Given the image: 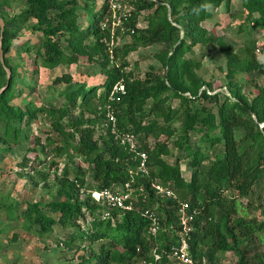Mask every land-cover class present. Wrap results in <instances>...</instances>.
<instances>
[{"label": "trees", "instance_id": "obj_1", "mask_svg": "<svg viewBox=\"0 0 264 264\" xmlns=\"http://www.w3.org/2000/svg\"><path fill=\"white\" fill-rule=\"evenodd\" d=\"M127 1L135 8L121 16L129 40L114 48H110V42L121 30L113 31L115 21L110 0H105L100 9L96 0H26L21 11L11 17L5 14L0 3V17L5 21L2 38L5 57L13 39L33 19L28 27L39 34L36 37L40 42L36 46L40 66L54 69L86 57L100 64L106 77L101 84L103 91L98 93V86L75 80L70 73H65L55 80L65 85L61 106L52 105L47 110L45 106L29 102L24 108L11 104L22 93V90L19 94L13 90L18 72L6 58L11 70L9 80L0 58V88L9 81L7 89L0 94V150H11L13 145L28 142L24 123H32L47 111L51 130L57 131L61 140L54 151L59 157L68 156L57 182L60 199L48 203L26 201L22 209V202L10 194H1L0 217L17 221L23 229L40 237L50 236L57 225L70 229V235L63 242L67 249L84 251L77 264H133L134 259L145 257L155 242L166 246L169 232L179 228L178 203L157 194L152 185L156 182L173 189L182 200H189L197 208L189 240L195 256H206L213 262L217 253L234 251L238 255L237 264H264V249L251 259L248 257L251 247L257 243L256 238L264 246V221L247 220L244 216L233 218L240 202L234 197L227 203L223 196L226 190H235L239 196L249 198L263 178L264 87L251 102L240 92L232 93L228 88L229 94H225L217 113L207 106L199 109L193 105V98L219 104L220 92H215L212 82H203L197 77L192 58H184L193 45L202 41L220 50L230 75L236 74L237 67L240 71L264 72L262 64L251 55L255 47L247 48L246 54L239 53L234 44L202 26L204 20L213 17L208 5L219 6L225 2L227 6L229 0ZM242 6L244 20L264 30V0H244ZM143 10L150 11L146 27L138 25ZM82 13L86 22L81 20ZM1 34L0 25V38ZM33 43L29 38L22 47L29 50ZM151 44L163 46V56H159L163 74L131 80L132 73L125 71L129 62L113 63L119 54L127 56L140 46ZM4 77L7 78L4 80ZM121 81L125 93L114 91ZM205 85L208 89L201 91ZM168 90L171 95L166 94ZM210 91L215 93L212 95ZM173 97L180 99L182 108L170 104ZM149 100L152 102L147 109ZM108 105L115 112L118 129L133 132L140 141L145 134L146 141H141L140 148L147 152L149 174L138 171L140 157L112 132ZM176 118L181 120L178 129L173 126ZM99 122L104 123L106 134L96 137ZM197 127L203 133L194 149L189 144V133ZM173 136L176 148L191 157L187 163L192 168L190 179L183 176L179 157L174 163L165 158L171 153L167 139ZM72 138L75 139L74 152L82 157L86 168L77 161L72 162L68 150ZM36 139L35 143H40V139ZM47 139L49 144L57 142L51 136ZM217 144H221L222 149H215L213 157L211 150ZM41 149L45 151L46 145ZM29 151L36 153L35 147H29ZM26 157L21 162L24 167L30 160V156ZM67 163L73 165V178L69 176ZM88 170L96 182L90 189L86 188ZM126 183L136 189L133 193L135 209H113L112 217L104 218L103 205L94 199L92 192L124 188ZM82 188L83 194L87 193L84 198H81ZM144 208L155 209L161 218L163 229L157 237L148 234L149 220L141 212ZM90 218L89 227L84 228ZM97 243H100L98 249L94 246Z\"/></svg>", "mask_w": 264, "mask_h": 264}, {"label": "rangeland", "instance_id": "obj_2", "mask_svg": "<svg viewBox=\"0 0 264 264\" xmlns=\"http://www.w3.org/2000/svg\"><path fill=\"white\" fill-rule=\"evenodd\" d=\"M104 1L96 0L97 9L101 8ZM243 1L229 0L227 6H225V2L219 6L208 5V8L213 11V17L204 20L202 26L210 33L221 36L229 43L234 44L236 51L239 53L246 54L247 48L255 47L251 55H254L264 68V30L244 20L241 11ZM0 3L3 4L2 8L5 14L11 17L21 11L26 4V0H0ZM110 4L111 10L114 12L113 18L115 22L113 26L115 28H113V31L121 30V33L115 35V37L113 36V40L110 42V48H114L129 40V36L124 33V22L121 16L128 14L130 10H135V8L127 0H110ZM149 13L150 11L148 10L141 12L138 18L140 27L147 26L146 16ZM81 20L86 22L84 14ZM32 23L33 19L19 32V36L13 39L11 49L6 54V57L4 54V58H8L10 65L15 67L18 72L16 86L13 90L18 94L22 90V93L11 101V104L26 108L29 102H33L37 106H45L47 110L52 105L61 106L64 102L65 85L55 80L65 73H70L75 80L86 82L91 86H98V93L103 91L101 84H103L106 77L101 71L102 66L89 61L86 57H81L77 63L60 65L54 69H46L40 66V59L37 57L38 47L36 46L40 42L38 37H36L39 34L28 27ZM29 38L34 43L30 45L29 50L23 49L22 45ZM188 40L191 41L192 39L189 38ZM159 56H163V46L151 44L140 46L127 56H123L121 53L119 57L114 58L113 63L117 62L120 65L122 62H129L125 71L132 73L131 80L138 78L145 80L147 77H153L151 76L153 74H163L164 68L159 61ZM184 58H192V67L197 77L201 78L203 82H212L214 88H216L215 92H220L219 104H215L205 98H193V105L199 109L207 106L210 110L217 113L219 105L224 102L225 94H229L228 88L231 89L232 93L235 91L240 92L251 102L260 93L261 88L264 87V72L260 70L240 71L237 67L235 69L237 71L236 74L230 75V68L226 66L224 55L220 50L215 49L213 45L209 46L207 42L199 41L193 45L191 50L185 53ZM152 66H155L156 69H152ZM6 72L8 77V70ZM7 77H4V80ZM120 84H123V81L119 82ZM203 89H208V87L206 85L202 86L201 91ZM114 90H116L115 87ZM215 92L210 91L209 93L213 95ZM166 94L171 95L172 93L168 90ZM186 94L188 95L189 93ZM151 102L152 100H149L147 109L150 108ZM169 102L175 108L180 106L182 108L179 98H170ZM47 118L48 112L46 111L32 123H24L28 129V142L25 141L23 144L13 145L11 150H0V196L1 194H10L22 202V209L25 207L24 203L26 201L48 203L61 198L57 194V182L62 172V167L64 168L65 162L68 161V156L65 154L63 157H59L54 151L55 146L61 140L59 139V133L51 130L52 126ZM160 122L164 123L162 120ZM103 126L104 123L101 124L99 122L96 124V137L100 134H106ZM173 126L176 129L181 126L180 118H176L173 121ZM199 129L200 127H197L189 133V144L194 149L202 137L203 132ZM69 131L70 133L72 132L71 130ZM216 133H218V130ZM48 136L54 137L57 142L49 144ZM36 138L40 139V143H35L37 141ZM162 138L166 139V136ZM175 139V136L167 139L171 153L165 158L169 162L174 163L176 158L179 157L182 174L186 179H190L192 168L187 163L191 157L186 156L184 151H179L176 148ZM141 141H146L145 134L141 135ZM44 144L46 145L45 151L41 149ZM73 145H75L74 138H72L68 146V150L72 154V162L77 161L82 168H86L85 161L74 152ZM29 147H35L36 153L29 151ZM215 149H222L221 144H217L216 148L211 150L213 157L215 156ZM35 154L37 157H35ZM25 155L27 157L30 156L27 167L21 165ZM55 161L59 162L54 164L53 162ZM67 165L70 167L69 176L73 178V165L71 163H67ZM90 173L91 171L88 170L87 189L96 184ZM86 194H82L81 198H84ZM223 196L227 203L234 197L240 202V205H238L239 211L233 214V218L244 216L247 220L255 218L260 222L264 221V175L259 184H257L255 193L249 198L239 196L235 190H226ZM89 220L92 219H88L84 228L89 227ZM70 233V229H64L57 225L50 236L40 237L31 231L23 229L17 221H10L4 216L3 218L0 217V264H77L84 251H75L65 247L63 240L68 238ZM255 242L257 243L248 252L249 259L264 249L259 238H256ZM99 244L94 245L96 249L99 248ZM208 260L211 261L210 258ZM237 262L238 255L234 251H228L226 253H217L211 264H237Z\"/></svg>", "mask_w": 264, "mask_h": 264}, {"label": "built area", "instance_id": "obj_3", "mask_svg": "<svg viewBox=\"0 0 264 264\" xmlns=\"http://www.w3.org/2000/svg\"><path fill=\"white\" fill-rule=\"evenodd\" d=\"M114 91H122L125 93L123 84H117ZM107 115L112 122V132L121 142L127 145L130 151L137 153L141 162L138 166V171L144 174H149V166L147 164V152L140 148L141 141L139 137L133 132H124L117 128V117L112 106L108 105ZM263 125V124H262ZM153 187L157 194L171 197L178 203L177 213L179 216V228L169 232L166 240V246H161L155 242L151 251L139 259H134L133 264H211L206 256H195L191 251L190 235L194 228L193 222L198 210L192 206L189 201L182 200L180 196L171 188L166 187L160 183L153 182ZM136 189L126 183L124 188L111 189L105 188L102 190H95L92 192L94 199L103 205L102 215L104 218H111V211L119 209L122 211L135 209ZM84 189H81L83 194ZM142 214L149 220L148 234L157 237L161 231L162 223L158 212L152 208H144L141 210ZM174 226V225H173ZM173 226L171 228H173Z\"/></svg>", "mask_w": 264, "mask_h": 264}, {"label": "water", "instance_id": "obj_4", "mask_svg": "<svg viewBox=\"0 0 264 264\" xmlns=\"http://www.w3.org/2000/svg\"><path fill=\"white\" fill-rule=\"evenodd\" d=\"M0 25H1V28H2V34H1V38H0V56H1V61L4 65V68L6 70H8V79L10 80L11 79V70L10 68H8L5 64V58H4V52H3V47H2V38H3V31H4V26H5V21L3 18L0 17ZM9 86V81L7 82V84L5 86H3L1 89H0V94H2L6 89L7 87ZM264 125V124H263ZM262 125V126H263Z\"/></svg>", "mask_w": 264, "mask_h": 264}]
</instances>
